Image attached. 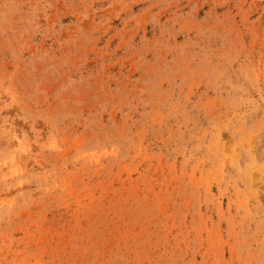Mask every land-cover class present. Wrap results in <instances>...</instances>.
I'll return each mask as SVG.
<instances>
[{
	"label": "rangeland",
	"instance_id": "1",
	"mask_svg": "<svg viewBox=\"0 0 264 264\" xmlns=\"http://www.w3.org/2000/svg\"><path fill=\"white\" fill-rule=\"evenodd\" d=\"M0 264H264V0H0Z\"/></svg>",
	"mask_w": 264,
	"mask_h": 264
}]
</instances>
